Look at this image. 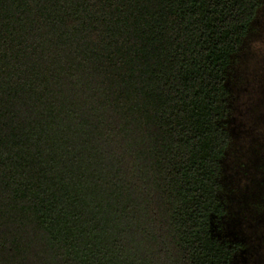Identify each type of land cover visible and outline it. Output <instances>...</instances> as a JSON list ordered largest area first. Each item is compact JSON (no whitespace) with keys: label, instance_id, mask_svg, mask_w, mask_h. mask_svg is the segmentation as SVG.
<instances>
[{"label":"trees","instance_id":"obj_1","mask_svg":"<svg viewBox=\"0 0 264 264\" xmlns=\"http://www.w3.org/2000/svg\"><path fill=\"white\" fill-rule=\"evenodd\" d=\"M263 14L0 0V264H242L264 162L232 122Z\"/></svg>","mask_w":264,"mask_h":264},{"label":"rangeland","instance_id":"obj_2","mask_svg":"<svg viewBox=\"0 0 264 264\" xmlns=\"http://www.w3.org/2000/svg\"><path fill=\"white\" fill-rule=\"evenodd\" d=\"M260 28L264 39V14L260 19ZM245 80L249 83L246 91L239 93L233 125L235 126L239 149L253 151L254 144H259L258 153L248 157L246 163L250 171L264 162V53L250 58L244 68ZM259 87L256 88V86ZM254 88V89H253ZM263 89V90H262ZM237 92V91H236ZM248 147V150H246ZM255 176L260 177L255 174ZM257 222V221H256ZM243 224L241 237L249 245V250L242 255V264H264V216L259 221Z\"/></svg>","mask_w":264,"mask_h":264}]
</instances>
